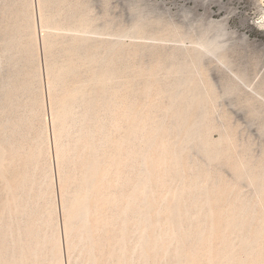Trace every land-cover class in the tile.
<instances>
[{
    "label": "rangeland",
    "instance_id": "1",
    "mask_svg": "<svg viewBox=\"0 0 264 264\" xmlns=\"http://www.w3.org/2000/svg\"><path fill=\"white\" fill-rule=\"evenodd\" d=\"M9 1L10 0H5V4L9 3ZM53 1L54 5L57 6L58 14L67 13V15L72 18V22L63 21L62 25L57 26L59 28L47 30L51 31L47 33L49 39L53 40L60 37L61 41L58 44L54 42L56 45H53L51 50L57 55L59 63L66 65L67 71H65L64 77L66 84H73L80 77L83 80L76 82L77 90L85 91L86 88L90 89L89 74L82 71L83 65L92 66L93 63L90 59L96 55L99 59V63H101L100 68H102V64L107 58L104 54L99 56L90 50L71 48L72 42L69 41L70 43H68V40L76 35L94 37L93 39L105 37L110 40L113 39L114 42L118 44H124L125 49L136 48L139 50V54L130 58L129 62L126 63L130 67V70L121 77L122 81H120V83L126 86L128 84L126 83L128 79L137 75V69H144L145 67L153 68L162 82V80L167 79L166 76L169 75L167 72L173 69L171 68L172 63H170L172 59L169 57L175 58L174 63L176 62V66L187 64L191 60L190 57L193 55L188 53L187 50L192 51L193 49L200 48L201 43L211 41L216 47H214L213 53H206L203 56L199 65L204 67L206 78L217 92L216 98L219 110H224L232 123L228 130L229 135L219 128L212 131V141H226L223 148L219 146V151L215 148L217 152H211V150L205 147L207 145L203 142L205 137L203 133L195 130H181L178 133L172 130L166 132L163 128L164 125L161 127H154L156 128L154 130L153 127L144 124L145 119L141 120L138 118H132L135 121L131 119L130 129L127 131L128 135L122 132V135L120 133L122 138L120 135H116L121 139H118L119 141L116 143L117 146L119 142H121L120 145L117 146L120 150L117 148L112 149V143L109 141L103 143V140L100 141L101 146L99 143L97 148L94 144L97 138V136H95L96 131L94 127H91L90 133H92V135L89 133L88 136H90L89 139L92 137L90 141L94 140V143H91L93 147H90V151L94 150L101 153L102 160L105 162H102L101 177L107 182L108 186L103 193L106 202V211L109 216H115V220L117 219V222L108 223V225H106L109 231V243L105 246L106 250L100 264H110L111 262V264H264V94L257 95L259 100L256 103L257 111L252 113L242 95L234 91H226L227 76H232V72L230 70H225L217 59L220 51L224 49L232 59L234 70L238 68L246 69L250 73L253 82L250 87L244 86V88L249 92H253L252 87L255 86L257 80L262 76L264 77V0ZM16 5L20 13L23 14V18L26 19L30 14H34V11L30 12V14L24 12L26 11L25 0H16ZM78 18L83 21H76ZM30 31H32V29H30ZM27 33H29V30L25 29V38ZM116 43L113 45H117ZM71 53L75 55L74 58L82 63L80 64L81 67L79 66L80 68L73 67L71 56L69 57ZM85 55L87 57L89 56V59ZM112 59L115 64H121V68L124 67L123 57L120 52L114 54ZM67 65H69L70 68ZM68 69L70 71H68ZM133 86L135 87L136 84H133ZM133 86L131 85V88L129 87L130 89L128 90L131 92L132 96L136 89H138L136 88L137 86L135 88ZM141 96L143 97V95ZM37 109L39 108L36 107V104L31 106L29 112L30 117H28V119H26L27 117L25 118V121L28 120V122H31L30 125L32 129L27 130L24 126L22 128L23 132H20L23 138L20 135L18 136V150L22 152V154L19 152L21 158L33 162V155H35L37 158V172L41 174L40 183L43 190L41 188L39 189L40 191L36 203L30 202V204H28L31 215L26 217L30 218L31 224L33 223L35 228H32L29 248L25 244V232L28 228H15L13 233V244L8 243V247L10 248L8 251L11 250L13 252H10L8 257L3 259L1 256L5 251H0V264H44V262H46L45 264H59L58 256L55 251L54 229L52 227H47L44 221L46 220V211L44 209V199L46 196L44 190V173L47 162L44 154V140L42 141V139L45 138V129L41 122V118H39L40 110L38 111ZM75 117L77 116L74 115V117L68 119L69 122L67 121L64 129L63 127L61 128V134H66V140H72H70V144L74 146V148L76 147L74 149V154H77L81 144L79 138L83 133L86 121L82 118L79 119V117ZM71 120L72 122L70 124ZM77 121L81 122L80 126ZM213 121L217 125H220L222 116L217 113ZM33 122L34 124H32ZM71 128L74 130L70 131ZM142 128H144V131ZM114 129L116 131V128ZM78 130L80 132L82 131V133L78 132ZM131 130L134 131L132 132ZM37 133H40V135ZM116 133H118V131H116ZM76 135H78V137ZM222 136L224 139H221ZM133 137L136 138L134 139ZM198 137L199 139H197ZM36 138L39 139L37 140ZM20 139L21 142L19 141ZM173 140L175 141L173 142ZM39 141L43 143L41 144ZM183 145L185 147L182 149L181 147ZM149 146L150 148H148ZM225 147H228V149ZM37 148L42 149L38 151ZM109 150L112 151L109 153ZM138 150H140L141 153H139L140 151ZM147 153H151V155ZM160 154L161 157H159ZM173 154L174 156H172ZM181 154L182 157H180ZM5 157H8L7 153L0 148V176H2L0 179L3 180L4 183L7 182V176H5L7 175L6 165H8L9 162L8 159L6 162ZM107 157L109 159H107ZM137 157L139 159L141 158V161L136 159ZM240 157H243L244 161H246V166L248 165L246 170H244L242 166ZM149 158L155 160L151 161ZM112 159L113 161H109ZM230 160L231 162L229 164L228 161ZM155 161L157 162L156 165ZM124 162H126L125 167ZM116 164L117 166L119 164L120 167H117ZM143 164L145 167H143ZM197 165L200 168L199 170H197ZM158 166H161V168ZM175 167L178 169H175ZM112 168H114L115 171ZM130 171L133 172L132 176ZM246 172L254 176L257 184L256 186L252 185ZM156 173L159 174L158 177L160 178L157 177ZM197 174H199V176ZM122 178H125L129 185L125 186ZM145 178L149 179L147 180ZM73 185L74 187L77 186L74 183L71 186L73 187ZM127 187L131 194L129 193L127 196L126 205H123L122 200L126 193L124 189ZM146 191L149 195L147 193L145 194ZM10 193L11 191H6V194L9 195L8 197H10ZM48 194L51 198L52 194L50 192H48ZM118 196L121 197V199ZM158 196L159 198H157ZM129 198L132 199L133 202H131ZM114 199L116 203H114ZM145 201L150 203H146ZM113 203L115 206H113ZM159 203L160 206L157 207ZM18 206V203H14L13 205V203L9 202L8 204L7 208L9 211H13V214H11L12 212L10 213L13 215V218H15L20 211ZM12 208H14V210H11ZM156 209H158V213L155 211ZM125 214L127 215L125 216ZM8 215L9 213L7 216ZM158 217L159 220L157 219ZM124 219L126 223H123L125 222ZM44 226L47 228H43ZM144 228H146V231L143 230ZM6 229L8 230L6 235L10 237V228ZM78 233L82 235L86 233L85 235L88 236L89 234L88 237H92L91 228L90 230L87 228H84V230L80 228L78 229ZM113 233L119 236L120 243L117 246L112 245L114 240ZM18 236L19 238H16ZM89 240L90 239H87L88 243ZM91 240L89 245L90 248L85 245V242L82 243L84 246V258L80 257L76 262L77 264H97V258L95 255L93 257V254H96V250ZM156 241L157 244L155 243ZM18 242L21 245H19ZM143 245H146L145 248ZM109 246L115 247L113 253ZM91 247L93 248L91 249ZM122 247H124V250ZM21 253H24V255ZM86 253L87 255H85ZM113 254H117V256H114V258ZM21 255L22 257H20ZM87 256H89V259ZM169 258L170 260H168ZM158 259L162 262L158 261ZM146 260L149 261L147 262ZM83 261L85 262L82 263Z\"/></svg>",
    "mask_w": 264,
    "mask_h": 264
},
{
    "label": "bare ground",
    "instance_id": "2",
    "mask_svg": "<svg viewBox=\"0 0 264 264\" xmlns=\"http://www.w3.org/2000/svg\"><path fill=\"white\" fill-rule=\"evenodd\" d=\"M25 8H26V11L24 12L26 13L30 14V12L34 11V14H30V15L28 14L29 16L26 19L23 18V14H21L20 11L18 10L17 5H16V0H10L9 3H6V4H5V0H0V148L4 150L8 155L7 158L5 157L6 162H7V159L9 160L8 165H6L7 175H5L7 176V182L4 183V181L0 179V251L2 250L5 251L3 252L1 257H3V259L7 258L8 254L10 252L11 253L13 252L11 250L8 251L10 249L8 247V243L13 244V233L15 231V228L17 229L18 228H28L25 232L26 233L25 244L28 248L30 247L31 235H32V230H33L32 228H35L33 223L31 224L30 218H26V217L28 215L29 216L31 215V210L29 209L30 207L28 208V204H30V202L32 203L37 202L38 194L40 191L39 189L41 188V183H40L41 174L37 172V169H38L37 168V158L35 157V155H33L34 157L33 162L29 161L28 159L24 160L21 158V155L19 154L20 151L18 150L19 149L18 148V136L19 135L21 136L20 132H23L22 128L24 126L27 128V130L32 129L30 125L31 122H28V120L25 121V118L27 117L26 119H28V117H30L29 112H30L31 106L36 104V107L39 108L37 110L38 111L40 110L39 118H41V122L43 123L44 129H45L44 130L45 138L42 139V141L44 140V154H45V160L47 162L46 164L47 166H46L45 173H44L45 174V177H44L45 187L43 186L46 192V196L44 199L45 200L44 209L46 211L45 212L46 220L44 221L47 227H52L54 229L55 251L58 256L59 264H77L76 262L80 257L84 258V252H83L84 246L82 243L85 242V245L88 248H90L89 245H90L91 238H92L91 242L94 244V249L96 250V254L92 253L93 257L95 255V257L97 258V264H100V261L102 260V256L104 255V252L106 250L105 246L108 245L109 243V231L106 225H108V223L117 222V219L115 220L116 218L115 216H109L106 211V202H105L103 193L105 189L108 188V186H107V182L101 177L102 165L105 162H103L102 160L101 153L96 152L94 150L90 151V147L91 146L93 147L91 143H94V140L90 141L92 137L89 139L90 136H88V134L91 132L90 131L91 127H94L95 128L94 130L96 131L95 136H97V138L94 144L97 146V148H98L99 143L101 146L100 141L103 140V143L108 142V141L112 143V147H113L112 149L114 148L119 149V147L117 146L120 145L121 142H119L117 146H116V143L117 141H119L118 139H120V137L118 138V136L116 135L117 134L120 135L121 132L127 134V131H129L130 129L131 119L138 118L141 120L145 119L144 124L149 125L150 127H153V128L158 127V126L161 127L162 125H164L163 128H164V131L166 132H170L172 130L178 133L181 130L183 131L184 130L186 131L195 130L200 133H203L205 137H204V141L203 140L202 141L204 142V144L206 143L207 145L205 147L211 150V152L212 151L217 152V150L219 151L218 149L219 146H222L223 148L224 145L226 144V141H212L211 133L216 128H219V129H222L223 132H225L227 135H229L228 130L230 129V126L232 125V123L230 122L231 119H229L226 112H224V110L222 111L219 110V106H218L217 98H216L217 92L214 89L213 85L206 78L204 67L199 65L203 56L206 53H213L214 47L216 46L214 45L213 42L206 41L207 43L205 42L201 43L200 48L193 49L192 51L187 50L188 53L193 54L190 57L191 60L187 64L180 65V66L175 65L176 63V62L174 63L175 58L169 57L170 59H172L170 63H172L171 68L173 69H170L167 72V74L169 75L166 76L167 79L162 80V82H161L160 77L157 75V73L155 72L153 68L145 67L144 69H141V68L137 69L136 67L137 71L135 68L134 69L137 75L130 77L128 81L126 82L128 83L126 86L125 84L120 83V81H122L121 77H123V75L129 72L130 70V67L126 63L129 62L130 58L138 55L139 50L136 48L125 49L124 44H121V43L118 44L114 42L113 39L110 40L105 37L100 38V39H93L94 37L91 38L88 36H77L76 35L72 38H69L68 40V43H70L69 41L72 42L71 48L86 49V50H90L96 53L99 56L103 54L107 56L106 58L107 61L105 60V62L102 64V68H100L101 63H99L98 57L92 54L94 56L90 59V61L93 63V65L92 66L83 65L84 67L82 70L83 72H86L89 74V79H90L89 88L90 89L86 88L85 91H78L76 88L77 87L76 82L83 80V79L79 77V79L75 83L66 84L64 80L65 71H67L66 65L60 64L58 61L59 59H57V55L54 53L53 50H51L53 45L54 46L56 45L54 42L58 44L61 41L60 37H57L56 39L52 40L48 38V34H47L51 32L47 30L59 28L57 26L62 25L63 21L72 22V18L69 17L67 13L58 14L57 6L54 5L53 0H25ZM78 20L79 18L76 19V21ZM82 21L83 20H79V22H82ZM25 29L29 30V33H27L26 38L24 35ZM30 29H32V31H30ZM115 43L117 45H113ZM117 52H120L121 56L123 57L122 59L123 66H124L122 67L123 69L120 66L121 64L120 65L115 64L112 59L113 55L116 54ZM72 53L71 55H69V57L71 56L70 58L72 59L71 62L73 63V67L77 68L82 63L79 62L76 58H74L75 55ZM217 59L220 62V64L224 67L225 70H230L232 72V76L231 75L227 76V80H226L227 88H225L226 91L228 92L234 91L242 95V97H244V99L246 100L247 105L251 109V112L252 113L256 112L257 111L256 103L259 101L257 95L264 94V77L263 76L260 77L255 83V86L252 87V90L254 93L249 92L244 88V86L250 87L253 82V80L250 77V73L246 69H241V68L234 70L232 59L229 56V54L226 51H224V49L220 51V54L217 56ZM68 71L70 70L68 69ZM86 81H89V80H86ZM133 84H136L137 87L136 86L135 87L138 89H136V91L133 93V96H132L131 92H129L128 90L131 88V85L133 86ZM141 95H143V97ZM217 113L220 116H222V121L220 125H217L213 121ZM74 115L79 117V119L82 118L83 120L86 121L83 133L82 131L80 132L78 130V132L82 133V135H80V138H79L81 142L80 144L81 149L80 148L78 149L77 154H74L75 152L74 149L76 147L74 148V146L70 144L72 140L71 139H70L71 141L66 140L67 138L66 134L65 133L61 134V131H62L61 128L63 127L64 129L65 125L67 124L68 119H70L71 117H74ZM71 122L72 120L70 121V124ZM81 122L77 121V123H79L78 124L79 126ZM32 124H34V122ZM135 125H138V124H135ZM85 128H86V131H85ZM114 128H116V131H118V133H116ZM143 129L144 128H142V130ZM155 129L156 128H154V130ZM40 130H43V129H40ZM71 130L73 131L74 129L71 128L70 131ZM131 131L133 132L134 130H131ZM90 134L92 135V133ZM141 134H144V133H141ZM38 135H40V133ZM76 136L78 137V135ZM197 139H199V137ZM221 139H224V137L222 136ZM19 141L21 142V139ZM42 141H39V142H41L42 144L43 143ZM174 141L175 140H173V142ZM183 147L185 146L183 145L181 148L183 149ZM148 148H150V146ZM225 148L228 149V147H225ZM39 149H42V148H39ZM110 151L112 150H109V153ZM20 153L22 154V152ZM139 153H141V151ZM100 155H101V160H100ZM149 155H151V153ZM172 156H174V154ZM159 157H161V154ZM180 157H182V154ZM107 159L109 158L107 157ZM136 159H139V158L137 157ZM109 161H113V159ZM240 161L242 163L244 170H246L248 165L246 166V163H245L246 161H244L243 157H240ZM126 162H124V167H125ZM228 162L230 164L231 160ZM156 164L157 162L155 163V165ZM131 166H132V163H131ZM143 167H145L144 164H143ZM158 167L161 168V166H158ZM176 168L177 167H175V169ZM112 169L115 171L114 168ZM199 169L200 168L198 166L197 170ZM132 173L133 172H131V176H132ZM158 175L159 174H157V177ZM197 175L199 176V174ZM246 175L249 178L252 185L256 186L257 184L255 182L254 176L247 172H246ZM1 177L2 176H0V178ZM122 180L125 186L129 185L127 184V180L125 178L124 179L122 178ZM73 183L76 184L77 186L74 187L73 185L72 187L71 185ZM150 185H149V188H150ZM127 188L124 189L126 193L122 200L123 205H126L127 199H128L127 196L130 193L129 188L128 189ZM41 189L43 190V188ZM6 191H11L10 197H8L9 195L6 194ZM48 192L52 194L51 198L49 197ZM146 193L147 191L145 192V194ZM147 194L149 195V193ZM119 198L121 199V197ZM157 198H159V196ZM130 200L131 202H133L132 199ZM9 202L13 203V205L14 203H18L19 205L18 207L21 212L19 211L18 212L19 215L17 214L15 218H13V215H11L13 214V211H11L12 212L11 213L9 209L7 208ZM114 203H116L115 199H114ZM114 203H113V206H115ZM156 203H155V206H156ZM158 206H160V203L157 204V207ZM14 208H12L11 210H14ZM7 210L9 213L8 216H7L8 214ZM155 211H157L158 213V209H156ZM120 214H124V213H120ZM127 214H125V216ZM157 219L159 220V217ZM123 223H126V221ZM46 226H44L43 228H45ZM6 228L8 229L10 228V231H9L10 237L6 235L8 231ZM80 228L83 230L84 228L85 229L87 228L89 230L91 228L92 237L91 238L88 237L89 234L87 236L85 235L86 233H84V235L81 234L82 232L78 233V229ZM145 229L146 228H144L143 230L146 231ZM118 230H121V229H118ZM44 237H43V240H44ZM16 238H19V236ZM113 238L114 240L112 242V245L117 246L120 243L119 236L117 234H114ZM87 239H90L89 243L87 242ZM155 243L157 244V241ZM19 245L21 244L19 243ZM111 247L109 246V248L111 249L113 253L115 247H112V248ZM19 248H22V247H19ZM92 248L93 247H91V249ZM122 248L124 250V247ZM21 254L24 255V253H21ZM85 255H87V253ZM114 256L116 257L117 254H113V257ZM20 257H22V255ZM87 257L89 259V256ZM168 260H170V258ZM146 261L148 262L149 260H146ZM158 261L160 260L158 259ZM84 262L85 261H83L82 263ZM45 263L46 262H44V264Z\"/></svg>",
    "mask_w": 264,
    "mask_h": 264
}]
</instances>
